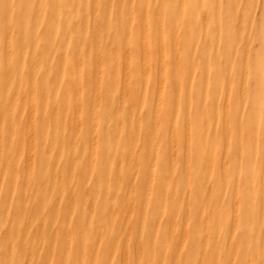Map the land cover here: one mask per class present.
Wrapping results in <instances>:
<instances>
[{
    "label": "rangeland",
    "instance_id": "1",
    "mask_svg": "<svg viewBox=\"0 0 264 264\" xmlns=\"http://www.w3.org/2000/svg\"><path fill=\"white\" fill-rule=\"evenodd\" d=\"M5 1L7 3L0 0V107L5 111L4 119L13 126L14 132L24 127L20 135L18 134L20 138L13 137L14 142L18 139L20 142L16 149L19 157L14 163L10 162V166L17 163L18 167L31 171L30 178L32 176L33 184L42 182L41 187H44L45 193L51 190L45 205H39L37 199H34L27 209L44 210L45 215L42 214L45 217L49 214L47 222L53 219L52 226L47 223L52 236L54 235L52 238L54 243L51 240L50 247L55 248V255H63L64 252V255L68 254L67 259L61 264L65 261L66 264H264V0L212 2L191 0V6L194 5L192 8L187 0H178L181 5L180 13H172L171 16L175 18L181 16L183 19L176 24L173 21L175 18L166 17L171 11V0ZM226 2L229 3L228 7ZM62 7L68 8L67 18ZM118 8L122 9V13ZM53 12L56 13V18L53 17L55 16ZM187 13H190L189 18ZM30 14L32 16L34 14V17ZM82 18L85 19V23L81 27L82 30L79 29L77 33L74 30V23L71 22L73 20L78 22ZM30 19L32 20L29 21ZM43 21L45 23H42ZM8 24L11 25L10 31ZM47 25H51L50 28ZM69 28H73L77 34ZM162 30L166 33L160 35ZM33 36L37 39L34 40ZM75 41H78L80 47ZM17 43L23 44L25 48L20 44L17 46ZM13 46L18 47L17 52ZM39 61L43 63L40 64ZM36 62L37 65H34ZM99 69L101 72H97ZM33 76V83L30 84V78ZM121 84H124L127 90L123 89ZM14 88H20L22 93L24 91L20 100H16L19 104L14 101L12 95ZM75 88H80L77 90L80 93ZM135 90L138 91V95L134 93ZM157 90L160 94H156ZM72 93L78 97H74ZM133 94L136 95L135 99L131 97ZM155 95H160L158 102L155 101L158 100ZM54 98L56 100H52ZM41 100H44L45 105L52 101L56 103H54L56 107H46V120L52 122V126H56L54 131L49 129L52 137L42 135L45 125L38 118L40 108L43 107L38 103ZM94 120H98L96 126ZM75 122L79 123L74 124ZM32 123L38 130L41 143L33 139L32 132L35 130L29 125ZM91 123L92 126H88ZM126 132L132 137V141H128L130 144L125 140ZM146 132L151 136V141L147 138ZM112 135L116 137V142L106 144L102 140ZM6 137L10 139L9 135L2 133L0 141H4ZM102 141L104 144L100 143ZM148 142L152 144L147 145ZM152 146L155 148L152 149ZM43 148L44 152L47 149V154L42 152ZM103 149L105 150L102 151ZM38 150L42 152L40 155L44 161L43 165H40L42 166L40 171H44L37 174L34 171L35 167L37 168L35 153ZM110 151L115 152L118 163L106 165L102 158L96 163L98 157H103ZM131 151L133 153H130ZM184 160L187 163L186 167L183 166ZM25 161L32 163V167L27 168ZM172 163L173 165L175 163L174 167ZM89 164L91 166H88ZM4 167L6 168L7 164L1 162L2 178L8 173ZM116 169H119L120 180L115 176ZM162 171L165 172L164 179ZM40 176L43 177L42 180ZM62 177H68L65 183L60 181L65 180ZM82 177H86L83 178V182ZM93 177L108 179L106 183L108 186H111L110 183L113 181V184L111 183L113 186L106 193L113 199L110 203L98 205L102 202L98 199L101 193L99 195L98 192L91 191L94 188ZM5 179L7 177L0 180V196L5 197L0 199H8L10 201L8 204L11 205L14 204L17 190H10L5 186L4 189ZM192 182L197 185L194 186ZM172 184L175 189H181L182 192H171ZM64 187L70 188V191L65 193ZM185 187L195 188L197 192ZM3 192L5 194L8 192V195L4 196ZM181 194L184 196L183 199L180 197ZM95 195L98 197L94 198ZM89 198L94 200L95 206L91 204ZM110 204L116 207L114 208L116 211L110 214L113 216L108 214ZM70 205L73 209L69 208ZM196 207H199L198 210ZM195 211H199V216H196L199 219L196 222L193 221ZM99 217L100 221L108 224L110 228L108 233L87 225L94 219L98 221ZM9 226L11 225H2L0 229V252L3 251L4 242L8 240ZM125 227H128V231H125ZM63 234L73 241V244L66 245L68 246L66 248L60 242L62 239L60 241L57 239V236ZM107 236H112L111 239L114 241L111 243V250H108L110 245L104 243ZM82 237H85L84 240L79 241ZM193 239L194 243L190 244ZM33 243L34 240L30 241L29 245L32 246ZM25 245L19 248L21 253L19 256L23 257L21 259L23 262L27 256L22 251L27 247ZM177 253L180 259L176 260ZM34 260L27 256L25 263L36 264L37 261Z\"/></svg>",
    "mask_w": 264,
    "mask_h": 264
},
{
    "label": "bare ground",
    "instance_id": "2",
    "mask_svg": "<svg viewBox=\"0 0 264 264\" xmlns=\"http://www.w3.org/2000/svg\"><path fill=\"white\" fill-rule=\"evenodd\" d=\"M72 1V0H71ZM105 1V0H104ZM103 1V2H104ZM155 1V0H154ZM180 1V0H179ZM182 1H184V0H182ZM181 1V2H182ZM190 1L191 0H187V2L189 3V5H190V8H192L193 6H191V4H190ZM206 2H207V0H205ZM210 1V0H209ZM213 0H211V2H212ZM4 2H6L5 0H4ZM76 2V1H75ZM121 2L122 1H120V4H121ZM200 2H202L201 0H200ZM210 2V3H211ZM7 3V2H6ZM49 3H50V1H49ZM106 3H108L107 1H106ZM109 3H111V2H109ZM219 3V2H218ZM52 4V3H51ZM101 4H102V2H101ZM193 4V3H192ZM202 4V3H201ZM204 4V3H203ZM226 4H227V2H226ZM226 4H225V6H226ZM229 4V3H228ZM228 4H227V6L226 7H228ZM5 6H6V4H4ZM3 5V6H4ZM54 5V4H53ZM56 5V4H55ZM105 5V4H104ZM196 5V4H195ZM217 5H219V4H217ZM216 5V6H217ZM2 6V5H1ZM57 6H59V5H57ZM71 6H73L72 4H71ZM120 6H122V5H120ZM179 6H181L179 3H178V0H171V5H170V8H171V11L170 12H168L167 14H166V17L167 18H175L174 16H171L172 15V13H180L179 12ZM215 6V7H216ZM29 7V6H28ZM51 7H52V5H51ZM197 7V6H196ZM230 7V6H229ZM232 7V6H231ZM6 8V7H5ZM4 8V9H5ZM55 7H53V9H54ZM63 8V7H62ZM94 8V7H93ZM103 8V7H102ZM105 8V7H104ZM222 8V7H221ZM3 9V10H4ZM52 9V10H53ZM66 9H68V8H66V7H64L63 8V13L66 15V18H67V15H69V14H67V12L68 11H66ZM71 9H73V8H71ZM119 10L118 11H120L121 13H122V9L121 8H118ZM127 9V8H126ZM196 9V8H195ZM217 9H219V7L217 8ZM216 9V10H217ZM226 9V8H225ZM229 9V8H228ZM6 10V9H5ZM4 10V11H5ZM23 10V9H22ZM51 10V11H52ZM81 10V9H80ZM193 10V9H192ZM192 10H191V12H192ZM4 11H3V14H4ZM6 11H8V10H6ZM5 11V12H6ZM51 11H48V13L49 12H51ZM55 11V10H54ZM100 11H102V10H100ZM196 11V10H195ZM218 11V10H217ZM18 12H19V10H18ZM33 12V11H32ZM32 12H30V13H32ZM103 12H104V9H103ZM129 12V11H128ZM190 12V11H189ZM1 13V12H0ZM54 13V12H53ZM108 13V12H107ZM132 13V12H131ZM52 14V13H51ZM56 13H54V15H55ZM87 14V13H86ZM190 14V13H189ZM188 13H187V16H188V18H189V15ZM194 14V13H193ZM1 15V14H0ZM13 15V14H12ZM17 15V14H16ZM48 15V14H47ZM129 15V14H128ZM223 15V14H222ZM30 16H32L31 14H30ZM53 16V15H52ZM225 16V15H224ZM18 17V16H17ZM26 17H28V16H26ZM32 17H34V14H33V16ZM31 17V18H32ZM48 18H49V16H47ZM51 17V16H50ZM53 17H57L56 15L55 16H53ZM1 18V17H0ZM11 18H12V16H11ZM22 18V17H21ZM30 18V17H29ZM43 18H45L46 19V17H43ZM47 18V19H48ZM55 18H54V20H55ZM85 18V17H84ZM84 18H82L81 20H79L78 22H71V23H74L73 24V26H74V30H76V32L78 33V30L79 29H81L82 30V26L84 25V23H85V19ZM136 18V17H135ZM177 18V19H176ZM176 18H175V20H173L174 21V23L176 24V23H179V22H182V19H183V17H181V16H176ZM182 18V19H181ZM3 19V18H2ZM20 19V18H19ZM24 19L25 18H23V21H24ZM50 19V18H49ZM90 19V18H89ZM104 19V18H103ZM107 19V18H106ZM179 19H181V20H179ZM16 20V19H15ZM32 19H30L29 21H31ZM51 20L53 21V19L51 18ZM117 20H119V19H117ZM27 22H29L28 20H26ZM25 21V22H26ZM34 21V20H33ZM37 21H39V20H37ZM57 21V20H56ZM55 21V22H56ZM61 21V20H60ZM140 21V20H139ZM143 21V20H142ZM21 22H22V20H21ZM35 22H36V20H35ZM62 22V21H61ZM95 22V21H94ZM103 22V21H102ZM236 22V24H237V20L235 21ZM24 23V22H23ZM32 23V22H31ZM37 24H38V22H36ZM42 23H45V21H43ZM48 23V22H47ZM50 23H51V21H50ZM128 23V22H127ZM219 23V22H218ZM217 23V24H218ZM6 24V23H5ZM11 24V23H10ZM10 24H8V31H10ZM25 24H28V23H25ZM33 24V23H32ZM35 24V23H34ZM33 24V25H34ZM62 24H64V23H62ZM119 24V23H118ZM215 24H216V22H215ZM220 24V23H219ZM219 24H218V27H219ZM235 24V25H236ZM10 25V26H9ZM71 25V24H70ZM21 26H24V25H22L21 24ZM29 27H30V23H29V25H28ZM45 26H46V24H45ZM48 26V25H47ZM49 26H51V25H49ZM48 26V27H49ZM73 26H70V27H73ZM95 26V25H94ZM6 27V26H5ZM28 27V28H29ZM84 27H86V26H84ZM84 27H83V30H84ZM239 27H241V26H239ZM243 27H244V24H242V28L241 29H243ZM7 28V27H6ZM5 28V29H6ZM22 28H24V27H22ZM21 28V29H22ZM50 28V27H49ZM20 29V28H19ZM20 29V30H21ZM45 29H46V27H45ZM48 29V28H47ZM65 29H67V27L65 28ZM70 29V28H69ZM214 29V28H213ZM68 30V29H67ZM70 30H72V31H74L73 30V28L72 29H70ZM69 30V31H70ZM98 30V29H97ZM51 31V30H50ZM53 31V30H52ZM20 32V31H19ZM75 32V31H74ZM75 32V33H76ZM81 32V31H80ZM80 32H79V34H80ZM100 32V31H99ZM35 33V32H34ZM47 33H49V30H48V32ZM76 33V34H77ZM164 33H166V31H160V35H163ZM7 34V36H8V33H6ZM22 34V33H21ZM45 34V33H44ZM44 34H43V36H44ZM52 34H53V32H52ZM66 34V33H65ZM96 34H98V33H96ZM147 34V33H146ZM25 35V34H24ZM63 35V34H62ZM67 35V34H66ZM21 36V35H20ZM36 36H37V34H36ZM47 37L49 36L48 34L46 35ZM51 36V35H50ZM97 36V35H96ZM147 36V35H146ZM22 37H23V34H22ZM25 37V36H24ZM33 37H35V36H33ZM45 37V36H44ZM46 37V38H47ZM66 37V36H65ZM29 38V37H28ZM39 38V37H38ZM68 38V37H67ZM75 38V37H74ZM95 38V37H94ZM127 38V37H126ZM125 38V39H126ZM147 38V37H146ZM172 38H173V36H172ZM171 38V39H172ZM231 38V37H230ZM34 39V38H33ZM37 38L35 37V39L34 40H36ZM41 39V38H40ZM47 39H51V38H47ZM76 39H77V37H76ZM92 39V38H91ZM144 39V38H143ZM33 40V41H34ZM43 40H44V38H43ZM52 40V39H51ZM78 41H79V43H80V40L79 39H77ZM87 40V39H86ZM97 40H98V38H97ZM157 40H159V38H157ZM175 39L173 38V41H174ZM8 41V40H7ZM78 41H75L76 42V44L78 43ZM143 42V41H142ZM48 43V42H47ZM86 43H87V41H86ZM18 44H20L21 46H23L24 47V45L23 44H21V43H17L16 45L17 46H19ZM36 44V43H35ZM124 44H125V42H124ZM141 44V43H140ZM47 45V44H46ZM80 45V44H79ZM78 44H77V46L78 47H80ZM143 45H144V43H143ZM142 45V46H143ZM160 44L158 43V46H159ZM16 46V47H17ZM48 46V45H47ZM53 46V45H52ZM89 46V45H88ZM87 46V47H88ZM99 46V45H98ZM14 47V46H13ZM33 47V46H32ZM101 47V46H100ZM125 47V46H124ZM123 47V48H124ZM15 48V47H14ZM25 48V47H24ZM38 48V47H37ZM146 48V47H145ZM5 49V48H4ZM16 49V52L18 51L17 49H18V47L17 48H15ZM20 49H22L21 47H20ZM80 50H81V48H79ZM100 49V48H99ZM122 49V48H121ZM8 50H10V49H8ZM97 50V49H96ZM12 51V50H11ZM28 51V50H27ZM159 51V50H158ZM230 51V50H229ZM13 52V51H12ZM25 52V51H24ZM38 53H39V51H37ZM97 52V51H96ZM160 52V51H159ZM158 52V53H159ZM22 53H23V51H22ZM31 53H34V52H31ZM161 53V52H160ZM173 53H174V51H173ZM45 54V53H44ZM81 54V53H80ZM98 54H100V52L98 51ZM39 55V54H38ZM82 55V54H81ZM80 55V56H81ZM173 55V54H172ZM33 56H35V54L33 55ZM44 56V55H43ZM160 56V55H159ZM36 57V56H35ZM172 57L173 56H171V59H172ZM32 58V57H31ZM30 58V59H31ZM58 58V57H57ZM124 58V57H123ZM61 60H62V58H60ZM99 59V58H98ZM142 59V58H141ZM246 59V58H245ZM253 59H254V57H253ZM76 60V59H75ZM126 60V59H125ZM33 62L35 61V60H32ZM64 61V60H63ZM144 61H146V60H144ZM173 61H174V59H173ZM18 62V61H17ZM33 62H32V66H33ZM57 62V61H56ZM82 62V61H81ZM244 62V61H243ZM38 63H40V61L38 62ZM41 63H43L42 61H41ZM40 63V64H41ZM62 63V62H61ZM95 63V62H94ZM101 63H103V62H101ZM147 63V62H146ZM145 63V64H146ZM162 63V62H161ZM60 64V63H59ZM64 64V63H63ZM128 64V63H127ZM144 64V63H143ZM142 63H141V65H143ZM28 65V64H27ZM34 65H37V62L36 63H34ZM43 65V64H42ZM60 65H62V64H60ZM95 65V64H94ZM124 65H125V63H124ZM148 65V64H147ZM160 65V64H159ZM158 65V66H159ZM98 66H101V65H99L98 64ZM97 66V67H98ZM95 67V66H94ZM93 67V68H94ZM128 67V66H127ZM144 67H145V65H144ZM143 67V68H144ZM160 68V67H159ZM163 68V67H162ZM162 68H161V70H162ZM48 69V68H47ZM98 69V68H97ZM124 69V68H123ZM71 70V69H70ZM80 70H81V68H80ZM94 70V69H93ZM128 70V69H127ZM146 70V69H145ZM161 70H157V71H159V72H161ZM180 70V69H179ZM46 71V70H45ZM68 71H69V69H68ZM67 71V72H68ZM98 71H100L101 72V70L99 69V70H97V72ZM142 71V70H141ZM52 72V71H51ZM80 72V71H79ZM94 72V71H93ZM96 72V73H97ZM125 72V71H124ZM145 72V71H144ZM61 73V72H60ZM81 73V72H80ZM128 73V72H127ZM127 73H126V75H127ZM158 73V72H157ZM1 74V73H0ZM31 74H32V72H31ZM30 74V75H31ZM52 74V73H51ZM78 74V71H77V73H76V75ZM95 74V73H94ZM163 74V73H162ZM4 75V74H3ZM41 75V74H40ZM70 75V74H69ZM80 75V74H79ZM78 75V76H79ZM100 75V74H99ZM98 75V76H99ZM142 75V74H141ZM158 75V74H157ZM160 75V74H159ZM87 76V75H86ZM97 76V75H96ZM111 76H113V74H111ZM147 76V75H146ZM162 76V75H161ZM174 76V75H173ZM5 77V76H4ZM54 77V76H53ZM116 77V76H115ZM114 77V78H115ZM158 77V76H157ZM34 78V76L32 77V78H30L31 80H30V84L31 83H33V79ZM52 78V77H51ZM51 78H49V79H51ZM80 78V77H79ZM112 78V77H111ZM159 79H161L160 77H158ZM191 78V77H190ZM2 79V78H1ZM54 79V78H53ZM125 79V78H124ZM124 79H123V82H124ZM163 79V78H162ZM18 80V79H17ZM55 80V79H54ZM75 80V79H74ZM77 80V79H76ZM122 80V79H121ZM127 80V79H126ZM157 80V79H156ZM3 81V80H2ZM112 81H113V79H112ZM160 81V80H159ZM175 81V80H174ZM57 82H59V81H57ZM78 82V81H77ZM89 83V82H88ZM122 83V82H121ZM125 83V82H124ZM161 83H162V80H161V82H160V85H161ZM176 83V82H175ZM58 84V83H57ZM75 84H77V83H75ZM74 84V85H75ZM80 84V83H79ZM84 84V83H83ZM129 84V83H128ZM145 84V83H144ZM33 85H35V82H34V84ZM85 85V84H84ZM89 85V84H88ZM117 85V84H116ZM121 85H123V89H125L124 87H126L124 84H121ZM79 85H77V87H78ZM241 86H242V84H241ZM5 87V86H4ZM33 87H35V86H33ZM80 87V86H79ZM122 87V86H121ZM159 87V86H158ZM176 87V86H175ZM13 88V87H12ZM23 88V87H22ZM32 88V87H31ZM88 88V87H87ZM96 88V87H95ZM105 88V87H104ZM76 89V88H75ZM75 89H74V91H75ZM78 89H80V88H78ZM78 89H76V91L78 90ZM144 89V88H143ZM150 89V88H149ZM160 89H161V87H160ZM176 89V88H175ZM5 89H3V91H4ZM12 90H15V91H11L12 92V95L14 96V101H16V100H20L19 98H20V96H22V94H24V91H23V93H22V91H20V88H17V89H12ZM22 90V89H21ZM96 90V89H95ZM125 90H127V89H125ZM54 92H55V90H53ZM75 91V92H76ZM105 91V90H104ZM150 91V90H149ZM148 91V92H149ZM241 91V90H240ZM27 92H29V91H27ZM78 92V91H77ZM95 92V91H94ZM125 92V91H124ZM123 92V93H124ZM137 93L136 95H138V91L137 90H135L134 91V93ZM142 92V91H141ZM32 93V92H31ZM74 93V92H73ZM72 93V94H73ZM78 93H80V91L78 92ZM126 93H127V91H126ZM160 94V91H158L157 90V92H156V94ZM4 94V93H3ZM7 94V93H6ZM9 94V93H8ZM30 94V93H29ZM42 94V93H41ZM77 94V93H76ZM10 95H11V93H10ZM89 95V94H88ZM129 95V94H128ZM136 95L134 96V94L131 96L132 98H136ZM144 95V94H143ZM142 95V96H143ZM4 96V95H3ZM7 96V95H6ZM13 96H12V98H13ZM28 95H26V97H27ZM31 96V95H30ZM73 96H74V94H73ZM94 96V95H93ZM98 96V95H97ZM156 96L157 95H155V98H156ZM160 96V95H159ZM159 96H157V98H158V100H155V101H159L160 99H159ZM42 97V96H41ZM66 97V96H65ZM72 97V96H71ZM74 97H78V95H75ZM88 97V96H87ZM5 99H6V97H4ZM43 98V97H42ZM41 98V99H42ZM53 98V97H52ZM156 98V99H157ZM22 99V98H21ZM73 99V98H72ZM77 99V98H76ZM79 99V98H78ZM77 99V100H78ZM10 100V99H9ZM40 100V99H39ZM44 100H46V99H44ZM44 100H41V102H39L38 101V103H39V106H43L42 108H40V111H39V113H38V118H39V120H40V122L41 123H44V125L45 126H43V127H45L44 128V130H42V131H44L43 132V134L42 135H44L43 137H49V136H51L52 137V135H50V131H49V129H51L52 131H54V128L56 127H54V126H52V122H49V121H47L46 120V118H47V115H46V107H49V108H53V106H55V101H50L51 103H49V104H47V105H49V106H47V105H45L44 103H43V101ZM52 100H56L55 98L54 99H52ZM174 100H176V99H174ZM6 101V100H5ZM31 101V100H30ZM126 101H128V100H126ZM140 101V100H139ZM142 101V100H141ZM7 102H8V100H7ZM18 104H19V102L18 101H16ZM74 102H76L75 100H74ZM78 102V101H77ZM91 102V101H90ZM97 102H98V100H97ZM131 102V101H130ZM55 103V104H54ZM159 103H161V102H159ZM1 104V103H0ZM37 104V103H36ZM42 104V105H41ZM94 104V103H93ZM132 104V103H131ZM133 104H136V102H133ZM158 104V103H157ZM202 104V103H201ZM74 105H75V103H74ZM9 106V105H8ZM12 106V105H11ZM31 106H32V104H31ZM37 106H38V104H37ZM60 106V105H59ZM77 106H79V105H77ZM77 106H76V108H77ZM95 106V105H94ZM140 107H141V105H139ZM154 106H156V103H155V105ZM175 106V105H174ZM202 106V105H201ZM225 106V105H224ZM56 107V106H55ZM75 107V106H74ZM188 107V106H187ZM65 108H67V107H65ZM80 107H78V109H79ZM157 108V107H156ZM155 108V109H156ZM57 109V108H56ZM55 108H54V110H56ZM95 109V108H94ZM111 109V108H110ZM138 109H141V108H139L138 107ZM154 109V110H155ZM159 109V108H158ZM32 110V109H31ZM42 110V111H41ZM91 110H93V107H91ZM98 110V109H97ZM64 111V110H63ZM75 111V110H74ZM79 111V113H80V110H78ZM84 111H85V109H84ZM111 111V110H110ZM156 111V110H155ZM88 112V111H87ZM86 112V113H87ZM91 112V111H90ZM139 112V111H138ZM50 113H52V111L50 112ZM65 113V112H64ZM70 113V112H69ZM94 113H95V111H94ZM94 113H93V115H94ZM98 113V112H97ZM111 113V112H110ZM55 114H56V111H55ZM85 113H83V115H84ZM88 114V113H87ZM104 114V113H103ZM126 114V113H125ZM137 114V113H136ZM155 114V113H154ZM174 114V113H173ZM5 115V111L0 107V138L2 137V133H4V135L6 134V135H9L10 137V139H8L7 137V139H5L4 141H0V163L1 162H5L6 164H7V167L5 168V169H7L8 170V173H7V175H6V177H7V179H5L4 180V184H3V188L5 189V187L6 188H8V189H13V190H17V192L15 193V198H14V200H13V202H14V204H11V205H9L8 203L10 202V201H8V199H6V200H4V199H0V229L2 228V225H4V226H8V225H11V226H9V227H7L8 229H7V238H8V240L7 241H5L4 243L5 244H3V251L2 252H0L1 254H0V264H26L25 263V261H26V257L27 256H29V257H31V258H33V259H35L34 261H37V262H35L36 264H58V263H62L64 260H66L67 259V257H68V254H65L64 255V253H63V255L62 254H60V255H55L54 254V247L52 246V247H50L51 245V243H52V238H53V236H52V234H51V232H50V230L51 229H48V224L47 223H50V226H52V220H50L49 222H47V216L49 215V214H47V216L45 217L44 215H45V212L46 211H44V210H42V211H35L34 209H32V210H34V211H32V210H30V209H27V208H29L30 207V205H31V203H32V200H34V199H37V201L39 202V205H41V206H43V205H45L46 204V200H48V196L50 195V193L49 192H51V190H49V192H47V193H45L44 192V187H41L42 185H43V183L42 182H38V184H33L34 182H32V180H31V178H32V176H31V178H30V172H29V170H26L25 171V169H23L22 167H18V164L17 163H15L16 165L15 166H10L11 165V163L10 162H15L16 160H18L17 158L19 157V155H18V152H17V150L16 149H18L17 147L19 146L18 144L20 143L19 142V139L18 140H16L15 142H14V140H13V137H18V134L20 135V133H21V131H23L22 129H24V127H22V126H20V127H22V128H18V131H15L14 132V128H13V126H11L10 124H9V122H8V120H6V119H4V116ZM69 115V114H68ZM97 115V114H96ZM137 115H139V114H137ZM74 116H75V114H74ZM89 116V115H88ZM95 116V115H94ZM63 117V116H62ZM65 117H66V114H65ZM78 117H79V115H78ZM78 117L76 118V119H78ZM96 117V116H95ZM136 117V116H135ZM155 117V116H154ZM69 118V117H68ZM68 118H67V120H68ZM88 118V117H87ZM90 118V117H89ZM137 118V117H136ZM51 119V118H50ZM70 119V118H69ZM91 119H93L92 117H91ZM97 119H98V117H97ZM109 119V118H108ZM155 119V118H154ZM4 122H3V121ZM23 120V119H22ZM21 120V121H22ZM32 120V119H31ZM62 120V119H61ZM74 120V119H73ZM102 120V119H101ZM106 120V119H105ZM139 119H137V121H138ZM52 121H53V119H52ZM59 121V120H58ZM89 121V120H88ZM94 121H96V120H94ZM98 121V120H97ZM95 122L94 123V125L96 126L97 125V123L98 122ZM153 121V120H152ZM31 122V121H30ZM38 123H40L39 121H37ZM93 122V121H92ZM131 122V121H130ZM140 122V121H139ZM154 122H155V120H154ZM22 123V122H21ZM59 123V122H58ZM61 123V122H60ZM77 123H79V122H77ZM76 122L74 123V124H77ZM89 123H90V121H89ZM104 123V122H103ZM62 124V123H61ZM60 124V125H61ZM29 125H31L30 126V128H34V132H32L33 133V135H34V137H33V139H35V140H37V142H40L39 141V139H40V135H39V133L37 132L38 130L36 129V126H34V124L32 123V124H29ZM42 125V124H41ZM63 125V124H62ZM68 125V124H67ZM70 125V124H69ZM87 125V124H86ZM151 125H152V123H151ZM204 125H206L207 126V124L205 123ZM26 126H27V124H26ZM80 126V125H79ZM88 126H92V123H91V125H88ZM107 126V125H106ZM63 127V126H62ZM67 127V126H66ZM72 127V126H71ZM105 127V126H104ZM138 127V126H137ZM152 127V126H151ZM157 127V126H156ZM38 128V127H37ZM42 128V127H41ZM88 128V127H87ZM136 128V127H135ZM155 128V127H154ZM185 128H186V126H185ZM77 129H79V128H77ZM77 129H75L76 131H77ZM138 129V128H137ZM26 130V129H25ZM69 130V129H68ZM89 130H91V129H89ZM89 130H88V132H89ZM136 130V129H135ZM155 130H156V128H155ZM40 131V130H39ZM51 131V132H52ZM79 131V130H78ZM31 132H30V134H31ZM60 132H62V131H60ZM68 132V131H67ZM71 132V131H70ZM92 132V131H91ZM95 132V131H94ZM106 132V131H105ZM206 132V131H205ZM25 133H26V131H25ZM137 133H139V131L137 132ZM151 133H152V131H151ZM185 133H186V130H185ZM61 134V133H60ZM68 134H70V133H68ZM78 134H79V132H78ZM92 134V133H91ZM104 134V133H103ZM153 134V133H152ZM16 135V136H15ZM72 135H74V134H72ZM106 135H107V132H106ZM146 135H147V138L149 139V141H151L152 139H151V136L149 135V133L148 132H146ZM38 136V137H37ZM60 136V135H59ZM102 136V135H101ZM104 136H105V134H104ZM125 140H126V142L128 143V141H132V137H131V135H130V133L128 132H126V134H125ZM136 136H137V134H136ZM190 136V135H189ZM42 137V138H43ZM4 138V137H3ZM18 138H20V137H18ZM27 138V137H26ZM54 138H55V135H54ZM92 138V137H91ZM134 138V137H133ZM171 138H172V136H171ZM22 139V138H21ZM20 139V140H21ZM72 139V138H71ZM115 139H116V137L115 136H113L112 135V137L111 136H107L106 138H102V140L106 143V144H109V143H111L112 141H115ZM75 140H76V138H75ZM80 140H81V138H80ZM120 140H122V139H120ZM8 141V142H7ZM22 141V140H21ZM48 141V140H47ZM54 141V140H53ZM57 141H59V139L57 140ZM92 141L94 142L95 141V139H94V137H93V139H92ZM103 141L102 142H100V143H103ZM117 141V140H116ZM115 141V142H116ZM136 141V140H135ZM26 142V141H25ZM36 142V143H37ZM62 142V141H61ZM93 142H92V144H93ZM99 142V140L97 141V143ZM153 142H154V139H153ZM170 142V141H169ZM173 142V141H172ZM186 142V141H185ZM22 144H23V142H21ZM27 143V142H26ZM25 143V144H26ZM41 143V142H40ZM40 143H39V146H41L40 145ZM43 143V142H42ZM47 143H49V142H47ZM46 143V144H47ZM53 143V142H52ZM55 143V142H54ZM53 143V144H54ZM57 143V142H56ZM77 143H78V141H77ZM82 143V142H81ZM89 143V142H88ZM100 143H99V146H100ZM120 143V142H119ZM151 143V142H150ZM149 142H148V144L147 145H149L150 144ZM15 144H17V146L15 145ZM28 144V143H27ZM33 144H34V140H33ZM51 144V143H50ZM53 144H52V147H53ZM59 144V143H58ZM62 144H63V142H62ZM104 144V143H103ZM102 144V145H103ZM116 144V143H115ZM128 144H130V143H128ZM152 144V143H151ZM171 144V143H170ZM49 145V144H48ZM64 145V144H63ZM77 145V147H78V144H76ZM79 145H80V143H79ZM126 145V144H125ZM154 145V144H153ZM38 146V147H39ZM42 146H43V144H42ZM93 146V145H92ZM92 146H90V147H92ZM121 146H122V144H121ZM127 146V145H126ZM126 146H124V147H126ZM132 146V145H131ZM21 147V146H20ZM19 147V148H20ZM63 147V146H62ZM61 147V148H62ZM104 146H102V148H103ZM107 147H108V145H107ZM114 147V146H113ZM133 147V146H132ZM12 148V149H11ZM27 148V147H26ZM25 148V149H26ZM37 148V147H36ZM40 148V147H39ZM39 148H37V149H39ZM48 148H49V146H48ZM57 148V147H56ZM60 148V149H61ZM79 148V147H78ZM89 148V147H88ZM94 148V147H93ZM137 148V147H136ZM138 148H139V146H138ZM137 148V149H138ZM153 148H155V147H153L152 146V149ZM188 148V147H187ZM28 149V148H27ZM36 149V150H37ZM46 149V148H45ZM67 149V148H66ZM127 149H128V146H127ZM133 149V148H132ZM137 149H136V151H137ZM150 149V148H149ZM29 150V149H28ZM41 150H42V147H41ZM56 150V149H55ZM58 150V149H57ZM71 150V149H70ZM93 150V149H92ZM105 149H103L102 151H104ZM117 150V149H116ZM146 150H147V148H146ZM145 150V151H146ZM172 150V149H171ZM170 150V151H171ZM176 150V149H175ZM21 151V150H20ZM40 150H38V151H36V153H35V160H36V164H37V168L35 167V173H39V172H43L42 170L40 171V167H42V166H40V165H43V163H44V161L42 160V158H41V153L42 152H44V148H43V151L40 153L39 152ZM67 151V150H66ZM74 151V150H73ZM79 151V150H78ZM133 151V150H132ZM130 152V153H133V152ZM144 151V152H145ZM152 151V150H151ZM184 151H185V148H184ZM22 152V151H21ZM46 152H47V149H46ZM46 152H44V153H46ZM128 152V151H127ZM11 153H13V155H11ZM20 153V152H19ZM54 153H55V151H54ZM53 153V154H54ZM64 153V152H63ZM78 153V152H77ZM76 153V154H77ZM92 153V152H91ZM115 152L114 151H110L108 154H106V155H104L103 157L101 156V157H98L97 158V160H96V163H98V161L102 158V160H105L104 162L106 163V165L107 164H114V163H116L117 162V155H115L114 154ZM117 153V152H116ZM172 153V152H171ZM185 153V152H184ZM25 154H26V152H25ZM41 154V155H40ZM47 154V153H46ZM45 154V155H46ZM69 154V153H68ZM89 154V153H88ZM11 155V156H10ZM60 155V154H59ZM79 155H81V154H79ZM93 155H94V153H93ZM132 155V154H131ZM135 155H136V153H135ZM174 156H175V154H173ZM172 155V156H173ZM73 156V155H72ZM75 156V155H74ZM77 156H78V154H77ZM88 156V155H87ZM127 156H128V154H127ZM26 157H27V155H26ZM67 157V156H66ZM69 157V156H68ZM131 157H133V156H131ZM147 157H150V155L148 156L147 155ZM37 158V159H36ZM48 158V157H47ZM84 158V157H83ZM86 158V157H85ZM94 158V157H93ZM130 158V157H129ZM25 159V158H24ZM28 159V158H27ZM55 159V158H54ZM67 159V158H66ZM79 159H81V157L79 158ZM135 159H136V157H135ZM150 159V158H149ZM172 159V158H171ZM9 160V161H8ZM26 160V159H25ZM30 160V159H29ZM34 160V161H35ZM48 160V159H47ZM46 160V161H47ZM57 160V159H56ZM69 160V159H68ZM67 160V161H68ZM73 160V159H72ZM131 160V159H130ZM186 160H187V158H186ZM28 161V160H27ZM27 161H25V164H26V166H27V168L29 167V166H31V164H29ZM31 161V160H30ZM45 161V162H46ZM119 161V160H118ZM147 161V160H146ZM153 161V160H152ZM57 162V161H56ZM79 162H81L80 160H79ZM101 162V161H100ZM104 162H103V164H104ZM149 162V161H148ZM150 162H151V160H150ZM171 162H173V160L171 161ZM47 163V162H46ZM45 163V164H46ZM69 163V162H68ZM118 163V162H117ZM129 163V162H128ZM127 163V164H128ZM153 164H154V161L152 162ZM184 163H185V160H184ZM85 164H86V161H85ZM84 164V165H85ZM130 164V163H129ZM138 164V163H137ZM196 164V163H195ZM223 164V163H222ZM2 165V164H1ZM33 165V164H32ZM54 165V164H53ZM70 165V164H69ZM116 165V164H115ZM120 165V164H119ZM172 165H173V163H172ZM174 165H175V163H174ZM174 165L172 166V167H174ZM25 166V167H26ZM88 166H91V164H89ZM87 166V167H88ZM117 166V165H116ZM183 166L184 167H186L187 166V163H185V164H183ZM225 166V165H224ZM32 167V166H31ZM45 167H46V165H45ZM108 167V166H107ZM3 168V167H2ZM2 168H1V170H2ZM53 168V167H52ZM104 168V167H103ZM119 168V167H118ZM171 168V167H170ZM43 169V168H42ZM69 169V168H68ZM90 169H92V168H90ZM107 169V168H106ZM109 169V168H108ZM147 169V168H146ZM0 170V171H1ZM58 170V169H57ZM119 169H116V173H115V176L117 177V178H119V180H120V177H119V174H118V171ZM3 171H4V169H3ZM92 171V170H91ZM184 171V170H183ZM186 171V170H185ZM184 171V172H185ZM223 171H225V170H223ZM228 171V170H227ZM2 172V171H1ZM68 172V171H67ZM80 172V171H79ZM89 172V171H88ZM106 172H108V171H106ZM105 172V173H106ZM147 172H149L148 170H147ZM34 173V174H35ZM49 173V172H48ZM130 173H131V170H130ZM162 173H163V179H164V177H165V172L164 171H162ZM2 174V173H1ZM55 174V173H54ZM69 174H71V172L69 173ZM188 174V173H187ZM42 175V174H41ZM57 175H58V173H57ZM67 175V174H66ZM77 175H78V172H77ZM90 175V174H89ZM106 176H107V174H105ZM135 175V174H134ZM134 175H133V177H134ZM2 176V175H1ZM49 176H50V174H49ZM52 176V175H51ZM54 176V175H53ZM81 176V175H80ZM94 177H95V175H93ZM186 176V175H185ZM6 177H0V180L2 181L4 178H6ZM73 177H75L74 175H73ZM93 177V178H94ZM115 177V178H116ZM132 177V178H133ZM167 177V176H166ZM50 178V177H49ZM57 178V177H56ZM61 178V177H60ZM68 178V177H67ZM67 178H63L62 177V179H65V180H61L60 179V181H62V182H66V179ZM76 178H77V176H76ZM83 178H86V177H82L81 179H82V182H83ZM89 178V177H88ZM131 178V179H132ZM227 178V177H226ZM40 179L42 180L43 179V177L42 176H40ZM51 179V178H50ZM95 179V178H94ZM112 179V178H111ZM169 179V178H168ZM53 180V179H52ZM69 180V179H68ZM93 180V179H92ZM151 180V179H150ZM0 181V182H1ZM34 181V180H33ZM49 181H51V180H49ZM58 181V180H57ZM69 182V181H68ZM108 182V179H95L94 180V188L91 190L92 192H98L99 193V195H100V193H101V195L99 196L98 194H96V195H98L99 196V202L100 201H102L100 204H98V205H104L105 203H107V202H109L110 203V201H112L113 199H111L110 198V196L109 195H106V193H108V190L110 189V187H112L113 185V181L111 182V180H110V182L112 183H110V185L111 186H108V185H106V183ZM132 183H133V180L131 181ZM52 183H53V181H52ZM58 183V182H57ZM78 183V182H77ZM122 183H124V182H122ZM132 183H131V185H132ZM192 183H194V182H192ZM191 183V184H192ZM49 184H50V182H49ZM54 184V183H53ZM83 184V183H82ZM119 184V183H118ZM125 184V183H124ZM210 184V183H209ZM61 185V184H60ZM71 185V184H70ZM120 185H121V181H120ZM150 185V184H149ZM175 185H176V183H175ZM190 185V184H189ZM189 185H186V186H189ZM197 185V184H196ZM195 185V183H194V186H196ZM5 186V187H4ZM76 186H77V184H76ZM115 186V185H114ZM129 186H130V184H129ZM172 187H173V184L171 185ZM181 186V185H180ZM183 186V185H182ZM192 186V185H191ZM200 186V185H199ZM10 187H12V188H10ZM59 187V186H58ZM72 187H73V185H72ZM83 187V186H82ZM119 187V186H118ZM175 187H177V186H175ZM50 188H51V186H50ZM122 188H123V185H122ZM148 188V187H147ZM178 188V187H177ZM185 188H187V187H185ZM184 188V189H185ZM188 188H191V189H193L192 187H188ZM187 188V189H188ZM198 188H200V187H198ZM3 189V191L5 192V190ZM70 188H66V187H64V190L63 191H65V193L66 192H69L70 190H69ZM85 189V188H84ZM125 189V188H124ZM133 189V188H132ZM171 189V192H182V190L181 189H175L174 187H173V189L172 188H170ZM59 190V189H58ZM72 190V189H71ZM194 191H196L195 190V188L193 189ZM193 190H191V191H193ZM86 191V190H85ZM184 191V190H183ZM187 191V190H186ZM190 191V192H191ZM3 192V194H4V196H6V194L8 193H4ZM110 192V191H109ZM132 192V191H131ZM142 192V191H141ZM185 192V191H184ZM197 192V191H196ZM81 193V192H80ZM127 193H128V191H127ZM187 193V192H186ZM198 193H199V190H198ZM10 194H12L11 193V191H10ZM9 194V195H10ZM72 195H73V193H71ZM8 195V194H7ZM68 195H70V194H68ZM85 194H83V196H84ZM90 195V194H89ZM95 195V197L94 198H97L98 196H96ZM106 195V196H105ZM178 194H176V196H177ZM198 195V194H197ZM248 195V194H247ZM54 196V195H53ZM131 196V195H130ZM1 198L3 197V196H0ZM9 196H7V198H8ZM52 197V196H51ZM56 197H57V195H56ZM55 197V198H56ZM60 197V196H59ZM86 197V196H85ZM84 197V198H85ZM90 197H91V195H90ZM182 199L184 198V196H183V194H181V196H180ZM3 198H5V197H3ZM67 198H68V196H67ZM87 198V197H86ZM199 198H200V196H199ZM202 198V197H201ZM56 199H58V198H56ZM72 199V198H71ZM71 199H69V200H71ZM90 199V198H89ZM120 199V198H119ZM126 199L128 200V198L126 197ZM146 199V198H145ZM196 199V198H195ZM60 200V199H59ZM59 200H58V202H59ZM69 200H67V201H69ZM82 200V199H81ZM125 200V199H124ZM132 200V199H131ZM164 200V199H163ZM198 200V199H197ZM202 200H203V198H202ZM247 200V202H248V199H246ZM246 200H244V201H246ZM8 201V202H7ZM55 201V200H54ZM90 201H91V204L93 205V206H95V203L92 201V199H90ZM84 202H85V200H84ZM97 202V201H96ZM145 202V201H144ZM35 203V202H34ZM82 203V202H81ZM203 203V202H202ZM201 203V204H202ZM57 204V203H56ZM83 204V203H82ZM88 204V203H87ZM118 204H120V202L118 203ZM52 205H53V201H52ZM72 205H73V203H72ZM111 205V208H110V210H108L109 211V215L112 213V212H115L116 210L114 209V208H116V207H112V204H110ZM24 206H25V209H24ZM58 206V205H57ZM117 206V205H116ZM184 206V205H183ZM194 206H196V205H194ZM51 206H49V208H50ZM68 207V206H67ZM128 207V206H127ZM203 206H201V208H202ZM48 208V209H49ZM57 208V207H56ZM62 208H64V207H62ZM61 208V209H62ZM69 208H71V205H70V207ZM118 208V207H117ZM197 208V210H198V208L199 207H196ZM234 208V207H233ZM48 209H46V210H48ZM61 209H59V211L61 210ZM71 209H73V207L71 208ZM86 209V208H85ZM125 209V208H124ZM129 209V208H128ZM41 210V209H40ZM50 210V209H49ZM52 210V209H51ZM58 210V209H57ZM66 210V209H65ZM219 210V209H218ZM217 210V211H218ZM70 211V210H69ZM68 211V212H69ZM119 211H120V208H119ZM121 211H122V209H121ZM91 212V211H90ZM199 212V211H198ZM197 211H195V217L193 218V221L194 222H196L198 219H199V217L197 218L196 216H199ZM234 212V211H233ZM44 215H43V214ZM55 213V212H54ZM87 213H88V211H87ZM117 213V212H116ZM215 213V212H214ZM227 213V212H226ZM225 213V214H226ZM56 214V213H55ZM58 214V213H57ZM70 214V213H69ZM190 214V213H189ZM51 215V214H50ZM52 215H53V213H52ZM51 215V216H52ZM60 215V214H59ZM71 215V214H70ZM81 215V214H80ZM79 215V216H80ZM187 215H188V213H187ZM50 216V217H51ZM57 216V215H56ZM61 216V215H60ZM87 216H88V214H87ZM104 216V215H103ZM110 216H113V215H110ZM193 216H194V214H193ZM226 216V215H225ZM67 217H70V216H68L67 215ZM210 217V216H209ZM232 217V216H231ZM52 218V217H51ZM50 218V219H51ZM90 218V217H89ZM89 218H87V219H89ZM102 218V217H101ZM129 218V217H128ZM222 218H226V217H222ZM221 218V219H222ZM56 219V218H55ZM86 219V220H87ZM97 219V218H96ZM195 219V220H194ZM234 219V218H233ZM58 220V219H57ZM98 221H95V219L94 220H92V221H89L88 222V226L90 227V228H97L96 230H99V229H102L103 230V233H108L109 232V227H108V224H105L104 222H102V221H100V217L97 219ZM214 220H216V219H214ZM220 220V219H219ZM224 220V219H223ZM44 221H46V223L44 222ZM111 221V220H110ZM139 221V220H138ZM143 221V220H142ZM187 221V220H186ZM259 221V220H258ZM67 222V221H66ZM193 222V223H194ZM214 222V221H213ZM54 223V222H53ZM87 223V222H86ZM125 223V222H124ZM216 223H217V221H216ZM67 224V223H66ZM126 224V223H125ZM125 224H123V226L125 225ZM128 224V223H127ZM215 224V223H214ZM217 225V224H216ZM110 226V225H109ZM185 226V225H184ZM66 227V226H65ZM111 227V226H110ZM140 227V226H139ZM27 228V229H26ZM126 228V227H125ZM128 228V227H127ZM126 228V230L125 231H128V229ZM214 228V227H213ZM213 228H212V230H213ZM232 228H234V227H232ZM26 229V230H25ZM53 229V228H52ZM67 229V228H66ZM115 230H116V228H115ZM233 230V229H232ZM117 231V230H116ZM171 231V230H170ZM63 232H65V231H63ZM62 232V233H63ZM61 232H60V234H62ZM69 233H70V231H69ZM69 233H68V235H69ZM99 233V232H98ZM127 233V232H126ZM135 233V232H134ZM141 233V232H140ZM184 233V232H183ZM66 235V234H65ZM64 234L63 235H60V236H57L58 238V241H60L61 239V243H62V245H64L65 246V248L66 247H68L69 245H71V244H73V241H72V238H69V237H67V235L65 236ZM127 235V234H126ZM211 235V234H210ZM216 236V235H215ZM112 237V236H111ZM111 237H109V236H107L105 239H104V243L105 244H107V245H110L109 247H110V249H108V250H111V243L112 242H114L113 241V239H111ZM182 236H180V238H181ZM84 238L85 237H82L81 239H79V241H81V240H84ZM115 238V237H114ZM138 238H139V236H138ZM184 238V237H183ZM194 238V237H193ZM125 239H127V238H125ZM195 239V238H194ZM191 240L190 241V244H193L194 243V241L195 240ZM34 240V243L32 244V246H30L29 245V242L30 241H33ZM52 240V241H51ZM184 240V239H183ZM216 240V239H215ZM214 240V241H215ZM50 241H51V243H50ZM57 241V240H56ZM71 241V242H70ZM180 242H182L181 240H179ZM244 241V240H243ZM13 242H14V244H13ZM15 242H16V244H15ZM137 242H139V241H137ZM210 242H211V240H210ZM23 243H25L26 245H27V247H25V248H23V249H25V250H22L23 252H24V254L25 255H27V256H25V261L23 262L21 259H23V257H21V256H19V254H21L20 252H19V248H20V246L21 245H25V244H23ZM53 243H54V241H53ZM85 243V242H84ZM216 243V242H215ZM231 243V242H230ZM243 243V242H242ZM56 244V243H55ZM113 244V243H112ZM136 244H138V243H136ZM135 244V245H136ZM212 244V243H211ZM246 244V243H245ZM25 245V246H26ZM66 245H68V246H66ZM22 246V247H23ZM126 246V245H125ZM56 247H57V244H56ZM124 247V246H123ZM64 248V250H66ZM95 248V247H94ZM125 248V247H124ZM138 246H137V250H138ZM153 248V247H152ZM151 248V249H152ZM168 248H170V247H168ZM80 249V248H79ZM97 249V248H96ZM154 249V248H153ZM68 250V249H67ZM95 250V249H94ZM114 250V249H113ZM166 250V249H165ZM21 251V252H22ZM89 251V250H88ZM229 251V250H228ZM22 252V253H23ZM126 252V251H125ZM152 252H154V251H152ZM162 252V251H161ZM160 252V253H161ZM179 252V251H178ZM124 253V252H123ZM164 253V252H163ZM201 253V252H200ZM217 253V252H216ZM203 254V253H202ZM139 255V254H138ZM64 257V259L62 260V258ZM93 257H95V255L93 256ZM121 257V256H120ZM179 258V253H177L176 254V260ZM80 259V258H79ZM180 259V258H179ZM28 260V259H27ZM69 260V259H68ZM139 260V259H138ZM92 261V260H91ZM177 262V261H176ZM67 263H68V261H67ZM135 263V262H134ZM214 263V262H213ZM64 264H66V261H65V263ZM188 264V263H187Z\"/></svg>",
    "mask_w": 264,
    "mask_h": 264
}]
</instances>
